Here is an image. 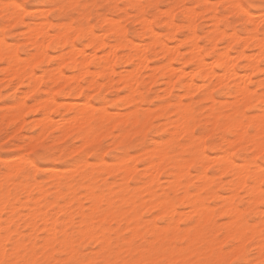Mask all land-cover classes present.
<instances>
[{"label": "rangeland", "instance_id": "obj_1", "mask_svg": "<svg viewBox=\"0 0 264 264\" xmlns=\"http://www.w3.org/2000/svg\"><path fill=\"white\" fill-rule=\"evenodd\" d=\"M5 2L6 0H0V4H3ZM30 2L32 4H35L37 0H30ZM61 2L69 3V4L88 5V7L87 8L82 7L79 10H77L75 14H72L71 19H67L65 17L53 18L51 23L54 26L55 32H58V33H56L57 36L55 34L53 36L51 35L52 37L51 36L47 37V38H50L49 41L47 39V52H48L47 54H48V57H49V54L51 57L47 58L45 56L42 59L34 60L35 62L33 63V65L30 62H28L31 65L28 64L26 68L28 70L30 69L29 67H32L33 71L35 72V75L36 74L38 76L40 75L42 79L41 81H40V77H38L37 75L36 77L34 75V78L36 77V79L37 78L39 79L37 80L33 79L34 84H33V80H31L28 85L25 83L26 81L25 77H23L22 80L21 79L19 80L18 78H15L14 76H12L10 72L9 74H7L6 72L8 71H5L6 68L5 69L3 68V66L7 63H5L6 61L0 57V76L4 77L6 74L7 76H10V75L12 76V77L5 76L4 78H0V105H1L0 106V145H2L5 140L9 139V137L5 135V132L6 130L9 129L10 126L12 127V129H14V131L12 132V135L17 137V139L14 142V147L10 149H4L2 146H0V165H2L5 162H9V161L13 162L10 169L7 171L2 166H0V177L2 176L0 178V200L2 198L0 202L4 204V207L6 206L4 209V212L2 213V217L5 218L6 214L10 213L8 212V211H11L10 204L16 206V207L14 206L15 209L13 210V213H12L13 216L17 215L16 218H12V223L10 226L12 232H15L17 234V238H26L30 246L33 243H35L36 247L39 248L40 245L45 244L47 233L45 232V230H43V222L40 220L38 215H36L34 220L31 219V216L29 215L31 210H33V208L35 207L34 200L36 199L35 198L31 199L33 198L32 196L38 197V195L40 194L41 196L39 197L40 199L37 198L38 202L40 203L39 204L40 209L45 210L46 213L50 217L53 216L52 218H54V216L57 213L54 219L57 220L58 226H57L54 237L59 236L60 241L58 242L55 239H53L52 244H56L62 250H63L65 241H67L68 245H71L73 243L80 244L81 241L83 242V244L87 245L88 241L93 239L92 235H95V234H91V235L84 234V236H82L84 233L82 231L83 229L82 219L83 220L88 219V214L90 213L89 209L91 207V200L90 198L88 199L89 197L88 194L91 192L90 190H92V192L94 191V193L96 192V194L97 192L99 193L100 191H102L101 192L102 194L100 193L99 194L100 196L104 195L102 197L103 199L102 202L103 201L104 202L101 203L100 210L96 211L93 217H94V220H96L95 223H99L98 226H100V228L97 227L96 230L100 231V229H102L103 238H107V237L108 238L106 239L107 240L106 241L105 239L104 240L101 239V237H99L98 235H95V236L105 241V244H106L105 246L108 245L109 240L112 241V247L115 250L109 252V256H111L113 259H119V260H124L126 258L131 259L132 252L139 253L137 255L138 257L137 259L144 258L143 248L137 247V248L129 249L127 247V241L124 239L125 236H127L128 241L136 240L138 245L147 247L149 249H152L154 252L158 253L156 257L158 259L169 260L172 258H176L181 261H184L188 259L200 260L202 258H209L213 250H218L219 247L225 244L229 239L237 238L235 237L233 232L230 233L231 227L233 228L235 225L239 226L240 228H244L243 235L241 236L243 240L249 239V240L255 241L254 247L256 248V256L254 257V259H258L259 258V249H258L259 247H257L258 244L256 243L261 240L260 232H261V228L264 227V224H262L260 220L262 213L258 210L260 207L259 192H258V198H256V200L253 197V199L255 200L253 201L255 203H253L251 201L253 199H250V200L248 199V197L250 198L251 196L252 198L253 196L249 193L250 189L244 190L245 184H243V186L235 185L237 187L235 188V190L238 192L234 190V187H235L234 186V183H235L234 174H236V171L244 162H243L242 156L240 155L233 157V152H236L239 147L237 142L232 141V140H227L225 139V136L227 135V129L232 125L234 121L240 122L241 118H242V121L245 118H248L247 120L249 122H253V121L255 122V119L258 117L256 115H259V114L261 115L260 98L263 97L264 99V79H263L264 70L260 72L252 70L253 72L250 73L251 72L250 69L246 68L245 66L246 59L242 57L238 58L237 56L238 51L240 52L243 50L245 53H248V54L252 53V57L250 56V59L256 58L254 57L255 56L254 54H256L257 49L253 46V42L251 40H249L246 43L245 42L243 43V40L245 39L244 36L246 37L247 36L246 34L250 35L249 30L245 26H243L239 21H234L232 23L226 22V17L220 15L221 13L225 12V9L223 7H221L220 9H217L215 7V5H227L229 4V2L231 3L232 0H215V1L214 0H61ZM101 5H108L109 7H100ZM186 5L187 6L189 5L188 6L189 9L190 10L192 9L191 11H193V13L186 9L188 8L186 7ZM198 5L200 6L199 8H197ZM184 9H185L186 15L188 13L191 14L189 16H192V14H194L195 11L197 13H195L194 16L191 17L192 19L191 18L188 19L189 18L187 17L188 15L186 16L183 13ZM254 14L258 15L259 13H254ZM142 16L143 18L139 19ZM170 16H172V21L175 22L176 28L175 26L173 27L171 25L167 26L168 20H170L171 18ZM214 16L215 17L217 16V17L215 18ZM114 19L115 20L117 19V22L116 21L113 22ZM107 20H109L108 23L110 22V20L113 23H118V21L120 23H123L122 24L124 28V30L122 29L123 32L114 31V33H112L113 32L112 30H118V27L120 26H118L117 29L116 28L113 29V25L111 26V24L113 23L110 22L109 23L110 26H109V24H107ZM143 20L149 21L148 23L150 24L149 26L151 29L149 28V26H146V27L144 26L145 22ZM190 20L191 21L194 20L192 21V24H195V25H192ZM213 20L214 22H212ZM73 21H75L76 30L77 28H80L77 26H80L82 22L87 23V26L89 27H87L86 29L92 28L91 30H93V33H95L94 35L96 36V38L102 39L101 41L104 42V45H100L97 48L98 45L96 46V44L88 45L87 40L85 42L84 40H78L76 38L78 35H87L90 29L89 31L85 29L86 31L84 30L83 32H79V29L77 31L75 30L74 32L70 29L67 30L69 32V36L72 32L71 34L72 37L70 38V40L71 42H73L72 45H75L77 47V48L73 47L74 52L77 53L80 51L81 53V47H82L84 52L89 56V58L86 57L89 60L92 59V57L90 58V55L93 54L92 51L94 49H95L94 53H96L98 56V54L102 53V51L106 49L109 50L111 46L113 48V46H115L113 45L114 43L120 44V46L119 45H116L117 47L115 46L116 49L113 48L118 54V57L122 56V59L117 58L116 60H114L112 64L114 67V70H117V71H114V74L112 73L113 75L110 74L111 75L110 78H113L112 79L113 82L112 80L109 79L108 73L107 71H105V69H102L99 67L95 68L93 67V65H91V63H89L90 66L88 69H91L90 71H92L93 69H96V70L100 69L98 70L99 73L93 70L94 74L95 75L97 74V76L93 74V71L91 73L92 75L95 76L94 79L98 80L97 85L99 86V84L101 83L100 86L99 87H97V85L91 86V84H89L90 83L89 81L93 80L92 79L93 76H91L89 73H86V74L84 73L83 75L81 74L82 75L81 76L79 75L80 72L78 71V68L71 67V60L69 59V56H67L69 54L67 51L68 50L69 52L70 50L73 51L72 47L70 45L61 46V44L59 43L60 42L59 33L61 32L60 29L62 25H64L65 23L68 24L70 22H71L70 24H72ZM139 21L140 22L142 21V22L140 23ZM222 21H225V22L222 23ZM190 24L191 26H194V29H192V31L193 30L195 31L194 33L195 36H193V39L183 38L186 36H188L187 38L190 37L189 35L190 33H192L191 28H193V27H190ZM214 24L215 26L218 25V27L215 28V26H213ZM117 25H119V23ZM122 25H121V28H122ZM114 26L116 27L115 24ZM142 26H144L145 28H142ZM111 27H112V30L110 29ZM108 28L111 31H109ZM22 30L20 32L10 35L7 38L8 43H6L7 44L6 46L7 48L8 47L10 48V46L12 47L14 44L16 48L14 46L13 47L15 49L20 48L21 51L19 52L16 51V52L19 55V57L22 58L23 60L24 58L25 59L27 57L29 58L30 56L28 55H30L31 52L34 50H33L32 43H29V42H32V40H30V37L32 35L25 36L24 33L27 30L25 29H22ZM65 30H66V27H65ZM65 30H63L62 32H64ZM122 30L119 29L118 31H122ZM150 30H152L153 32L156 31V33H158L157 38L162 39L165 43L168 44V46H171L174 48L177 45L176 47L178 49L177 48L176 49L178 50V54H176L175 56L171 58L168 57L169 56L168 54H163L161 52V49H160L161 45H159L160 44L159 42L154 43L153 41L152 42L153 44L151 43V40L154 39V38L151 39V37H154V34L151 35V33L153 32L152 31L150 32ZM221 30H224V32ZM220 31H221V35H220ZM225 31H227V33L230 35H231L230 32L234 31L235 34H233L232 32V35L239 34V36L240 35L241 36L244 35V36L242 37L240 36L239 37L240 39L235 40V41L233 40V42L231 39H229V41H226L228 40V38H230L228 37L230 35L227 36ZM255 34L256 33H254L253 35ZM98 35H100L99 38H98ZM256 36L258 37L259 34L257 33ZM33 37H31V39ZM258 38H260V36ZM130 39L132 42L133 41L134 42L132 43ZM147 42L148 44L145 45L146 47L144 49V44H146ZM193 42H197V45H200L199 53L202 54L201 56H203L204 60L207 61V63H211L212 61L214 62V58L216 57V55L225 51V48L227 47V52H229L230 54L229 60L231 59L230 63L231 64L233 63V66L235 67L238 74L240 73L241 75L242 73H244L241 79L244 78L245 75L246 76L248 75L245 71L247 70L249 71L250 77L249 76L247 77L249 80L245 77L244 79H242V81L240 80V85H239V87L240 86L242 87L243 82L247 83L246 85L248 86V88L249 89L251 88L253 90L251 91L250 89L251 93L249 94V97H247L246 100H243V99L242 100L240 99L238 101L237 99L233 100L234 97L238 96L240 98V96L236 92L237 89L233 87V81L231 78L226 79L227 81L222 82L219 85H217L218 82L214 80L216 77H217V80L220 78L219 74L221 70L217 66H215V63L213 62H212L213 65L209 64L208 66L212 67L215 70L216 74L219 73L218 74L219 76L216 75L210 79H208V77L204 79H200L202 77L198 75L197 71L192 69L193 66L195 67L193 62L191 60L187 61L186 59L188 54H189L188 57L190 58L191 53L189 52L191 51L189 50V47L193 48V46H191L192 45L191 43ZM134 43L136 45L138 43L139 46L143 44L142 47L141 46L140 47L138 46V47L140 49L141 48L144 49L145 51V55L147 57V60H145L146 65H144V63L142 62L143 63L142 66H137L138 65L137 62L136 63L134 62L135 63L134 64V63H129V62L124 61L125 54H127L128 52H132L131 45H134ZM108 44H111L110 48ZM242 44H244V46ZM94 46L96 48H94ZM240 48L242 49L239 50ZM77 49L79 51H77ZM187 49L189 52L187 51ZM74 52H73L74 58L81 59L82 54L78 53L77 55L76 53L74 54ZM89 52L90 54H88ZM85 53L83 55H86ZM103 53H106V52H103ZM51 54H53V56ZM56 54L58 55V57ZM63 54H67L66 56L68 58H66L65 55L62 56ZM102 55L103 54H100L99 57H102ZM61 57L63 58L65 57L66 60L64 61V59L63 58L61 59ZM235 57L238 59H234ZM169 59H170V63L172 64V67L173 66L176 67L174 68L175 70H178L180 69L178 67H181L182 71H185L186 73L184 72H183L184 74L177 73V76L175 78V75H176L175 74L176 71H175L174 72L175 75L170 77V80L172 79L173 84L170 87V89L167 90L166 88H169L168 86H170L171 83L170 81H167L168 84L170 83L168 85L167 82H165L167 78L169 80V77H167V75L164 74V71H165L164 68L168 64V63L166 64V61ZM182 59L184 63L182 62ZM256 59L259 65L261 63H264V59H262V57L256 58ZM58 60H60V62H62L61 60H63L62 64ZM185 60L187 62H185ZM30 61L32 62V60ZM59 63L61 64L60 66H59ZM155 67H157V69L153 70L155 69ZM59 68L61 70H59ZM134 68L136 69L135 71H138V72L140 71V72L139 73L137 72L136 74H134L135 72L132 73L130 70H128V69H131V70L133 69L134 71ZM56 69L57 71L58 70L61 71V73H63L62 74L63 76L65 74L68 75L67 77L69 78L71 77V75L73 76V74L75 73L76 77L79 78L78 82L76 80L74 81V77L73 78L71 77L72 78L71 81L70 79L67 80L66 77H63L61 78V80L63 79V81H61L60 79L57 78L58 76H57ZM152 70L155 72L154 73L155 78L153 76L152 77L149 76L150 73L152 74ZM189 70H191V72ZM100 71L101 72L104 71V72L100 73ZM127 71L132 73L131 76L133 75L134 77L135 75V79L137 80L138 87H139V91L137 90L138 92L134 93L131 97V98L135 97L136 99L134 98V100L133 99L130 100L128 98V95H129V90L127 91L128 88L124 86L121 80H118V78L123 74L125 75L126 74L125 72ZM188 71L192 74L191 75L192 77L189 76L190 73L188 74L187 73ZM52 73L54 74V76L52 75ZM52 76H53L54 81L50 80V78L52 79ZM237 78L238 77H236V79ZM87 79H90L88 80L89 83L86 81ZM186 79L187 80L190 79L194 82V84L192 85L193 87L195 85V87L193 88L191 86L192 81L189 80V88L190 87L191 88L190 90H188L189 94L187 95L185 93H187L188 91L185 90L184 92L183 91L184 88L182 86L184 84L183 82L186 81ZM108 81L111 82V84L108 83ZM18 82L20 83L18 84ZM186 82L188 83V81ZM204 82L205 84L203 85ZM215 82L217 83L216 85L211 84ZM13 83L15 85L18 84L17 87ZM79 83L81 84L79 85L81 86V91L79 90L80 92H78L76 88V86ZM197 83H199L198 84L199 86L197 85ZM32 84L36 88L35 87L33 88ZM35 84L36 85L39 84V85L36 86ZM201 84L203 87L200 86ZM74 85H75V88H74ZM104 85H106V87ZM31 89L33 90L31 91ZM47 89L48 91L46 92ZM191 89H192V93H191ZM140 90H142L141 91L142 93L140 92ZM50 91L52 92L50 93ZM47 93H48V96H47ZM81 93H83V95ZM90 93L91 95L88 97ZM119 95H121L123 98H121V96ZM126 95L129 101L131 102L128 101V99L126 98ZM138 95L141 97H139ZM46 96L47 98H50V97L53 98L57 102H55L54 104L55 111L52 113V122H54V124H51L50 122L47 126H45L46 128L44 129V127H42L43 122H44V120H42L44 118V115H43L44 112L41 109L39 110L40 108L39 103H42L41 101H43ZM178 96L179 97L181 96L180 97L181 99ZM20 99L23 100L24 106L19 109L17 104L22 102ZM121 99H122V102H121ZM179 99L181 101H179ZM212 99L213 101H211ZM19 100L20 102L16 104L15 102ZM74 100L76 103H74ZM124 100L126 101V105L124 104L125 102H123ZM230 100L235 101L237 103L235 104V102H231ZM36 101H40V102L35 103V104H38L37 106L35 105V109L34 108L32 109L31 106H30L31 108L27 106V104L29 105L30 103L32 104V102H36ZM127 101L129 102L128 104H127ZM178 101L181 102V104L182 103L184 104L186 102L184 106L188 105L189 108L186 106L185 107L191 110V113L188 112L190 114L188 116V121H187L190 130L188 129L185 132L183 131L182 132L183 134H182L181 130L179 129L177 131L178 134L174 133L175 136H172L173 134L168 133V131H170L171 133V130H172V127L168 124V120L169 118L175 119V116L177 117L178 111L176 108L177 106L176 103ZM66 102L67 104H65ZM82 102H86L87 104L86 103L83 104ZM88 102H90L91 105L96 107L94 108L92 106L94 108L93 109L94 117L91 121V124L93 125L94 135H92V139L90 137L91 141H84V140H81V138L78 136V133L76 132V129L74 126H71L69 128L67 127L66 124L69 123L67 120H70L71 118L70 116L75 113L76 109L81 108L80 104L82 103L81 104L82 106L85 104L88 106ZM12 103L16 104V106L13 105ZM10 104H12V106ZM74 104H77L78 106L76 105V107L80 106V108H76ZM19 105L21 107V104ZM162 105L165 107L164 108L165 110L162 109L163 108ZM7 106L10 108H8ZM25 106H27V110L24 109ZM33 107H34V104H33ZM208 107L211 109H209ZM103 108L106 109L105 112H107L108 114L109 113L113 115L118 114L115 116L116 117L118 116L123 119L124 117L129 118L128 112H131V110L133 111L134 109H137L138 111L137 121L135 122L133 121L132 118H129L128 121L121 127H116V128L111 127L109 129L110 125H106V123L105 124L103 123V125H100L98 121L99 116H101L103 113L102 111H104ZM24 110L25 112H23L22 114L21 112ZM9 111L13 112L12 113L13 115ZM99 112L100 113L102 112V113L99 114ZM210 113L212 114L210 115ZM213 113L218 114V117L216 120L215 118L213 119L214 117ZM124 114L126 115L124 116ZM244 114H247V117H245ZM15 115L16 116L18 115L17 117L19 118L14 117ZM39 116H41L40 119L43 117L40 120L41 122L43 121L42 124L37 122L39 121L37 120V118L39 119ZM65 116L67 117V119ZM20 117L24 119L22 120ZM61 121L65 122V123L63 122L64 125L60 123ZM227 121L228 123L224 127L225 125L224 123H226ZM55 123L56 124L60 123V125L58 124L57 126ZM213 123H214V126H213ZM167 124L168 126H166ZM59 128L60 130H58ZM65 128H67L66 129L67 132L65 131ZM192 129H196V133L198 134H193ZM95 130H96V133H95ZM39 131H40V134H37V132ZM41 131H43L44 133ZM33 136H35V138ZM43 137H48L50 139L51 151L54 154L53 159L45 161L42 164L43 167H46L47 169H49V172L47 174L41 173L39 175L36 173L24 172L21 175L17 176L16 173L24 169L25 165L22 160H20V162L17 160L19 162V163L17 162V164H19L18 166L14 162H16V159H18V157H23L24 155H26L25 149L28 148V145L31 142H33L34 139L43 138ZM114 141H115V144H114ZM230 143L231 145L229 146ZM202 146H203V149L201 148ZM253 147H258V145L254 144ZM162 148L166 150V152L163 151ZM228 151L229 152L231 151L230 155L232 156V162L234 161L233 162L234 167L232 169H226L223 171L222 166L225 161L224 154H226L227 152L226 155H228L229 153ZM157 152H162V153L164 152V160H162L160 163L162 164V166L159 165L157 167L158 170L156 169L157 170L156 174L154 172L155 179L151 187L152 191L150 192L148 190L149 187L147 186V182H146L148 180V176H147L149 175L148 172H150V169H149L150 164L148 161H151V162L154 161V163H157L158 162L156 160V158H158ZM165 153H167V155ZM205 155L209 161L206 159ZM213 155H215L214 158H213ZM218 155L220 156L222 155V156L220 157ZM126 156L129 157V158L127 157L128 160L126 159L127 160L126 163L129 164V167H132L129 170L131 172V173L129 172L131 176L128 172H126L128 174L129 179L127 178V174L125 173V171H122L124 169L123 168L121 169V163L119 162L121 159L126 158ZM190 157L192 158V160ZM133 159H136V160L133 161ZM213 159H215L216 161H212ZM116 161H118V163L120 164H117ZM210 161L212 162L208 163ZM131 162H133V164H131ZM147 163L149 165H147ZM176 163H180L181 166H183V163H184L183 169L185 170L184 172L182 171L181 178L178 180L180 185L172 193V191L170 190V187L168 186H170V183L173 180V176L171 173L175 171L173 167H174V164ZM202 163L203 164L206 163L208 166L206 164L203 165ZM14 165H16L15 169L19 167L17 168L18 169L17 172H15V169L13 167ZM116 166L118 167V169ZM186 166L188 169L186 168ZM204 166H207V167L205 168ZM52 167H54V169ZM108 167H110L109 171H107ZM111 167H114V169ZM133 167L134 168L136 167V168L133 169ZM159 167H162V168L160 169ZM202 167L205 168V172L207 176L206 181L207 179L208 181L211 179V181L209 182L207 181L208 182L207 189L200 187V184L203 183L202 181L204 180L203 178H201V176H203V173H205L204 170H202L203 169ZM54 170H56V172L59 173V175L55 173ZM72 170H73V173H72ZM10 171L11 172L14 171V172L11 173ZM219 171L223 173L221 174V172ZM123 172L126 174V176L124 175ZM200 172L202 175L200 174ZM5 173H7V175ZM183 173L185 174L183 175ZM124 176L128 180L126 178L124 179ZM142 182L144 183V185H142ZM145 182H146V187H145ZM36 185L37 186L39 185L41 187L39 186L37 187ZM55 185L57 186L56 189H55ZM42 186H43V189H42ZM184 188H187L188 192L192 193L189 196V198L190 197L191 198L193 197L192 199L199 198L205 204H207L212 210V214L210 215L209 220L203 222L200 226H197V222H195V219H194V217L196 218V215L194 214V212L191 211L192 209L190 210L192 204H189L184 199L183 200L185 202L180 198L179 199L181 201L178 199V197L182 198ZM25 190L27 191V193L25 192ZM110 192L112 193L110 194ZM152 192H154L158 197H161V198L165 196L170 197V198L168 197V199L170 203L172 204V207L174 206L173 208H175V213H176L174 214L172 221L167 222V220L163 216L164 214L162 213V211L158 207L154 206L155 205L154 203L152 204V202H150L149 199H150V196L152 195L151 194ZM232 192L235 193L236 195L232 194ZM230 195L233 199L230 198ZM226 197L230 198L231 202L235 206H238V209H237V211H239L238 218H237L238 220L234 222V225L233 224L229 225V222L231 221V219L223 212V205L225 203V200L227 199ZM50 201H52L53 203ZM67 201H69L70 203H68ZM49 203L50 204L52 203V204L49 205ZM132 203H133V206L131 205ZM141 204L142 205L144 204V205L142 206ZM56 209H58L59 211L61 210V211L59 212ZM109 209L116 211V214L117 213L118 214L115 216H110L108 214ZM178 210H180V213ZM67 211L71 214H69ZM119 211L121 214L119 213ZM181 212L183 213V215L185 214L186 215L183 216ZM177 214H179L180 216L178 218L179 220L176 218L178 216ZM70 215L72 218H70ZM152 215H154L155 218ZM68 216L70 218L69 219L70 221L68 220ZM99 217H100V222H98ZM157 217H162L163 219H158ZM65 218L67 220H65ZM133 219H137L139 223V232L137 233H133L130 229L133 224ZM174 219H177L176 222H174ZM27 221H30V222H27ZM33 221L35 223L31 224ZM152 222L153 224L155 223L154 228L155 229L160 228L161 231L156 230L155 233L148 232V230L153 227V224H151ZM251 222H254V224H252ZM170 223L171 224L173 223L174 225L173 224L171 225ZM28 224H30V226ZM168 224L171 225V227ZM63 225L65 226V228H63L64 227ZM40 226H42V228ZM164 226H167V227H164ZM15 228L17 229V231ZM185 232H188L187 235H184ZM244 236H248L249 238L248 237L246 238ZM239 239L240 238H237V240ZM181 241H186V244L184 245L183 248L181 247L177 248V245H179ZM45 247L50 248L51 251L57 250L56 248H53L51 244ZM193 250H195V255L193 253ZM41 251H43L42 248H41ZM85 254L88 256H93V257L95 255L91 251V247L87 250L86 253H82V256ZM31 258L35 259L36 257L33 256Z\"/></svg>", "mask_w": 264, "mask_h": 264}, {"label": "bare ground", "instance_id": "obj_2", "mask_svg": "<svg viewBox=\"0 0 264 264\" xmlns=\"http://www.w3.org/2000/svg\"><path fill=\"white\" fill-rule=\"evenodd\" d=\"M215 1V0H214ZM184 2V1H183ZM230 3V2H229ZM189 6V5H188ZM187 5H186V7H188ZM194 6V5H193ZM210 6V5H209ZM167 8V7H166ZM193 8V7H192ZM140 9V8H139ZM165 9V8H164ZM163 9V10H164ZM187 10H189L190 12H192L193 13V11H191L190 9H189V7L188 8H186ZM169 10H171V9H169ZM186 10V11H187ZM166 11V10H165ZM173 12V11H172ZM188 12V11H187ZM215 12V11H214ZM169 13V12H168ZM185 15H186V13H185V9H184V12H183ZM182 13V14H183ZM195 13H197L196 11L194 12V14ZM129 14V13H128ZM127 14V15H128ZM172 14V13H171ZM194 14H192V16H194ZM173 15V14H172ZM188 15V16H187ZM186 16L187 17H189L188 19H190L192 16H189V15H191L190 13H188ZM254 15H257V14H254ZM219 16V15H218ZM107 17V16H106ZM145 17V16H144ZM171 18H170V20H168V25L167 26H169V25H171V26H175L176 24H175V22L174 21H172V16H170ZM215 17V16H214ZM217 17V16H216ZM215 17V18H216ZM220 17V16H219ZM218 17V18H219ZM143 18V16L141 17V18H139V19H142ZM88 19V18H87ZM144 19H146V18H144ZM167 19V18H166ZM192 19V18H191ZM108 21L109 20H107V24H109L110 22H112L111 20H110V22L108 23ZM117 22V19L115 20L114 19V21L113 22ZM144 21V20H143ZM149 21H150V19H149ZM149 21H144L145 22V27L146 26H149L150 24L148 23ZM192 21H194V20H192ZM192 21L190 20V22H191V24H192ZM105 22V21H104ZM112 22V23H113ZM135 22V21H134ZM140 22V21H139ZM142 22V21H141ZM140 22V23H141ZM212 22H214V20L212 21ZM211 22V23H212ZM71 23V22H70ZM70 23H68V24H70ZM106 23V22H105ZM104 23V24H105ZM119 23V25H117ZM118 23H113V24H111V26L113 25V29L114 28H116L117 29V27L118 26H120V27H118V30L119 29H123L124 30V28H123V23H120L119 21H118ZM209 23V22H208ZM114 24L116 25V27L114 26ZM122 25V28H121V25ZM189 24V23H188ZM191 24H190V27H193V28H191V31H192V29H194V26H191ZM217 24V23H216ZM220 24V23H219ZM91 25V24H90ZM192 25H195V24H192ZM109 26H110V24H109ZM144 26H142V28H145ZM166 26V25H165ZM213 26H215V24L213 25ZM77 27H79V26H77ZM87 27H89V26H87ZM189 27V28H190ZM216 27H218V25L217 26H215V28ZM58 28H59V26H58ZM149 28H150V26H149ZM175 28H176V26H175ZM177 28H178V26H177ZM79 29V32H81L80 31V28H77V30ZM90 29V28H89ZM89 29H86V30H88L89 31ZM92 29V28H91ZM90 29V31L88 32V34L87 35H85L86 37H87V44L88 45H94V44H96V46H97V48L100 46V45H104V42L103 41H101L102 39H97L96 38V36L94 35L95 33H93V30H91ZM109 29V28H108ZM111 30H112V27L110 28ZM109 29V31H111ZM151 29V28H150ZM174 29V28H173ZM218 29V28H217ZM26 30V29H25ZM64 30H65V27H64ZM67 30H69L67 27H66V30L64 31V32H60L59 33V35H60V44H61V46H65V45H70L71 47H72V50L73 51H71L70 50V52H69V50L67 51L68 53V55L67 54H63L62 56H69V59L71 60V67L72 68H78V71L80 72V74L79 75H83L84 73L86 74V73H89L91 76H93V80L91 81L90 79H87L86 81L88 82V80H90L88 83L89 84H91V86L92 85H97V82H98V80H96V79H94V77L95 76H97V74L95 75L94 74V71L93 70H95V72L97 71V73H99V71L98 70H100V69H98V70H96V69H93L92 71H93V74L95 75H92L91 73H92V71H90L91 69H88L89 68V66H90V64L89 63H91V65H93V67H95V68H97V67H99V68H102V69H105V71H107V73H108V76H109V79L110 80H112L113 78H110L111 77V75L110 74H114V71H117V70H114V67H113V62H114V60H116L117 58H121L122 59V56L121 57H118V54L116 53V51L113 49V48H115L116 49V45H119L120 46V44L118 43H111V44H113V45H115V46H113V48H112V46H111V48H110V45L111 44H108L109 45V50H104V51H102V53H99L98 54V56H97V54L96 53H94L95 52V49L92 51L91 49V51H92V53L93 54H91L90 55V58L92 57V59H87L86 57H88L89 58V56L84 52V50H83V48L81 47V53H80V49L78 50L77 49V51H79V52H74V49H73V47H76L75 45H72L73 44V42H71V40H70V38L72 37V32H71V34H70V36H69V32L67 31ZM76 30V29H75ZM76 30V31H77ZM85 30V31H86ZM118 30H112L113 32L112 33H114V31L115 32H123V30L122 31H118ZM23 31V30H22ZM58 31V30H57ZM152 30H150V32H151ZM171 31V30H170ZM172 31H174V30H172ZM190 31V32H191ZM194 31V30H193ZM192 31V33H190V37L189 38H187L188 36H186V37H183V38H186V39H190V38H192L193 39V36H195L194 35V33H195V31L193 32ZM221 31H223L224 32V30H221ZM221 31H220V35H221ZM74 32V31H73ZM79 32H78V34H79ZM104 32V31H103ZM153 32V31H152ZM226 32V34H227V36L228 35H230V34H228L227 33V31H225ZM228 32H230V31H228ZM233 32V34H235L234 33V31H232ZM232 32H230L231 33V35L230 36H228V37H230V38H228V40H226V41H229V39H231L232 40V42H233V40L235 41V40H238V39H240L239 37L241 36H239V34L238 35H232ZM22 33V32H21ZM56 33H58V32H56ZM106 33V32H105ZM156 31L155 32H153V33H151V35H153L154 34V37H151V39H153V40H151V43L154 41V43L155 42H159L160 44L159 45H161V48H160V46H159V48L161 49V52L163 53V54H168L169 56L168 57H173V56H175L176 54H178V48L175 46L174 48L173 47H171V46H168V44L167 43H165L162 39H159V38H157L158 37V33H156L157 34V36H156ZM98 34V33H97ZM118 34V33H117ZM125 34V33H124ZM168 34V33H167ZM173 34H174V32H173ZM191 34H192V36H191ZM225 34V35H226ZM254 33H252V35H251V33H250V35L249 34H246L247 36L245 37L244 35H242V36H244V40H243V43L245 42H248L249 40H251L252 42H253V46L257 49V52H256V54H254L253 56L254 57H256V58H260V57H262L261 56V40H260V38H258L257 36H256V34L255 35H253ZM55 35V34H54ZM58 35V36H59ZM75 35V34H74ZM74 35H73V37H74ZM115 35V34H114ZM159 35H160V33H159ZM26 36V35H25ZM27 36H31V35H27ZM34 36V37H33ZM51 36V35H50ZM49 36V37H50ZM53 36V35H52ZM51 36V37H52ZM56 36H57V34H56ZM99 36L100 35H98V38H99ZM226 36V37H227ZM241 36V37H242ZM31 37H33L32 39H31ZM30 37V40H32V42H29V43H32V45H33V50L34 51H32L31 52V54L30 55H28V56H30L29 58L27 57L24 61L22 60V58H20L19 57V55L17 54V52H16V47L14 46V44H13V46L15 47H11L10 46V48L8 47L7 48V44H0V57L2 58V59H4L6 62L5 63H7V64H5L4 66H3V68L5 69L6 68V70L5 71H8V72H6L7 74H9V72H10V74L12 75V76H14L15 78H18L19 80L21 79L22 80V78L23 77H25L26 78V81H25V83L26 84H28L29 85V83H30V81L31 80H37V79H39V78H37L36 79V77L38 76L37 74V76L35 75V72L33 71V69H32V67H29L30 69H26L27 68V65L28 64H32L33 65V63L35 62L34 60H39V59H42V58H44L45 56L47 57V58H49V57H51L50 56V54H49V57H48V52H47V39H48V41H49V39L50 38H47V39H42V40H40V41H37L36 40V37H35V35H32ZM102 37V36H101ZM197 38V37H196ZM214 38V37H213ZM216 38H217V36H216ZM34 39V40H33ZM73 39V38H72ZM185 39V40H186ZM130 41H131V39H130ZM148 41V40H147ZM193 41V40H192ZM196 41V40H195ZM216 41V40H215ZM117 42H119V41H117ZM123 42V41H122ZM132 42V41H131ZM134 42V41H133ZM132 42V43H133ZM144 42V41H143ZM150 42V41H149ZM180 42V41H179ZM231 42V43H232ZM238 42V41H237ZM8 43V42H7ZM15 43V42H14ZM19 43V42H18ZM18 43H16V44H18ZM177 43V42H176ZM227 43H229V42H227ZM231 43H230V45H231ZM15 44V45H16ZM59 44V45H60ZM140 44V43H139ZM148 44V42L146 43V44H144V49H145V45H147ZM153 44V43H152ZM192 45L191 46H193V48H192V50H191V48L189 47V50L191 51V52H189L188 51V49H187V51L189 52V53H191L190 54V58L188 57L189 56V54H188V56H187V61L188 60H191L192 62H193V64L195 65V67L193 66L192 67V69H194L195 71H197V73H198V75L199 76H201L202 78H200V79H204V78H207L208 77V79H210V78H212V77H214V76H216V75H218V74H216V72H215V70L212 68V67H210V66H208L209 64L211 65H213V63H215V66H217L221 71H220V78L217 80V77L215 78V80L214 81H216V82H218V84L215 82V83H211V84H217V85H219L220 83H222V82H225V81H227L226 79H229V78H231L232 79V81H233V87H235V89H237V94L240 96V98L238 97V96H236V97H234V99L233 100H235V99H237V101L238 100H246L247 99V97H249V94L251 93V91H253L251 88V91H250V89L248 88V86L246 85L247 83H244L243 82V85H242V87L240 86L239 87V85H240V80L242 81V79H244L245 77L247 78L248 76L250 77V73H252L253 71L252 70H254V71H262V70H264V69H260V67H259V63L257 62V59L256 58H252V59H250V56L252 57V53H250V54H248V53H245L243 50L242 51H238V55H237V53H236V55L238 56V58H240V57H242V58H244V59H246V68H248V69H250V73H249V71L247 72V71H245L248 75L246 76L245 75V77L244 78H242L241 79V77H242V75H244V73H242L241 75H240V73L238 74V72L236 71V69H235V67L233 66V63L231 64L230 63V60H229V56H230V54H229V52H227V47L225 48V51H223V52H221V53H219V54H217L216 52V57L214 58V62L212 63H207V61H205L204 60V58H203V56H201L202 54H200L199 53V48H200V45H197V42H193V43H191ZM12 45V44H11ZM85 45V44H84ZM131 45V44H130ZM241 45V44H240ZM243 46H244V44H242ZM49 46V45H48ZM132 46V52H128L127 54H125V59H124V61H126V62H129V63H136L137 62V66H142V64L144 63V65H146V61L145 60H147V57H146V55H145V51H144V49H140L139 47L141 46H143V44L142 45H138V43H137V45L134 43V45H131ZM139 46V47H138ZM213 46V45H212ZM227 46V45H226ZM228 46H229V44H228ZM70 47V48H71ZM241 47V46H240ZM69 48V49H70ZM77 48V47H76ZM75 48V49H76ZM94 48H96L95 46H94ZM177 48V49H176ZM243 48V47H242ZM242 48H240L239 50H241ZM67 49V48H66ZM93 49V48H92ZM129 49H131V48H129ZM83 50V51H82ZM222 50V49H221ZM76 51V50H75ZM89 51V50H88ZM129 51V50H128ZM183 51V50H182ZM73 52H74V54L76 53L77 55H78V53H80V54H82L81 55V59L79 60V59H77V58H74V55H73ZM103 52H106V53H103ZM60 53V52H59ZM65 53V52H64ZM86 54V55H83V54ZM154 53V52H153ZM88 54H90V52L88 53ZM100 54H103L102 55V57H99L100 56ZM123 54V55H124ZM248 54V55H247ZM52 56H53V54H51ZM57 55V54H56ZM60 55V54H59ZM119 55H120V53H119ZM233 55V54H232ZM235 55V54H234ZM61 56V55H60ZM60 56H59V58H60ZM66 56V58H68ZM85 56V57H84ZM236 56V57H237ZM22 57V56H21ZM25 57V56H24ZM55 57V56H54ZM53 57V58H54ZM57 57H58V55H57ZM83 57V58H82ZM182 57V56H181ZM234 57V56H233ZM234 58V59H238V58ZM63 57H61V59H62ZM231 58H232V56H231ZM64 59V61L66 60L65 59V57L63 58ZM30 60H32V62L30 61ZM213 60V59H212ZM26 61V62H25ZM59 62H60V60H58ZM58 61H57V63H58ZM62 62H63V60H61ZM145 61V62H144ZM168 61V62H167ZM166 61V67L164 68L165 69V71H164V74H166L167 75V77H169V80H168V78L166 79V81L165 82H167V81H170V83H171V85L170 86H168L169 88H166L167 90L168 89H170V87L172 86V84H173V82H172V79L170 80V77H172L173 75H175V78H176V76H177V73L179 74H182L183 72L184 73H186L185 71H182V69H181V67H178V68H180V69H178V70H175L174 68H176V67H172V64L170 63V59L169 60H167ZM179 61H180V59H179ZM186 60H185V62H187ZM234 61V60H233ZM28 62H30V63H28ZM62 62H60L61 64H62ZM67 62V61H66ZM143 62V63H142ZM182 62H183V59H182ZM209 62V61H208ZM235 62V61H234ZM47 63V62H46ZM59 63V66L61 65ZM134 63V64H135ZM184 63V62H183ZM30 64V65H31ZM141 64V65H140ZM7 65V66H6ZM56 65V64H55ZM158 65V64H157ZM157 65H155V66H157ZM152 66V65H151ZM244 66V65H243ZM56 67V66H55ZM150 67V66H149ZM164 67V66H163ZM159 68V67H158ZM196 68V69H195ZM57 69H58V67H57ZM57 69H56V71H57ZM157 69V67H155V69H153V70H156ZM190 69V68H189ZM59 70H61L60 68H59ZM57 71V78L58 79H60L61 80V78H63V77H66L67 78V80H69L70 79V81H71V79L74 77V81L76 80L77 82H78V77H76V75H75V73L73 74V76L71 75V77L69 78V77H67L68 75H62L63 73H61V71ZM128 70H130L132 73H134V74H136L138 71H135L136 69L134 68V71H133V69L131 70V69H128ZM152 70V74L150 73L149 74V76H153L154 78H155V72ZM162 70V69H161ZM184 70V69H183ZM54 71V70H53ZM176 71V73L174 74V72ZM190 72H191V70H189ZM187 72L188 74L190 73V72ZM55 72V71H54ZM79 72H77V73H79ZM104 72V71H103ZM103 72H101L100 71V73H103ZM128 72V73H127ZM127 72H125L126 74L124 75H121L119 78H118V80H121V82L124 84V86L126 87V88H128L127 89V91L129 90V95H128V98L130 99V100H134V98H131L132 97V95L134 94V93H136V92H138L139 91V87H138V83H137V80L135 79V75H134V77H133V75L131 76V74L132 73H130L129 71H127ZM140 72V71H139ZM138 72V73H139ZM151 72V71H150ZM192 72H193V70H192ZM5 73V72H4ZM76 73V74H77ZM130 73V74H129ZM148 73V72H147ZM183 73V74H184ZM196 73V74H197ZM245 73V74H246ZM7 74L5 75L6 77H10V76H7ZM40 74V73H39ZM56 74V73H55ZM112 74V75H113ZM154 74V75H153ZM34 75L36 76L35 78H34ZM52 75L54 76V74L52 73ZM78 75V76H79ZM81 75V76H82ZM144 75V74H143ZM162 75V74H161ZM192 74L190 73L189 74V76L190 77H192L191 76ZM4 76V75H3ZM4 76V77H5ZM11 76V77H12ZM51 76V75H50ZM53 76H52V79L50 78V80H53ZM56 76V75H55ZM119 76V75H118ZM188 76V77H189ZM4 77H1L0 76V78H4ZM38 77H40V75L38 76ZM80 77V76H79ZM151 77H150V79H151ZM236 77H238V78H240V79H236ZM264 77V76H263ZM57 78H56V80H57ZM153 79V78H152ZM248 79V78H247ZM264 79V78H263ZM17 80V79H16ZM34 80H33V84H34ZM42 79H41V77H40V81H41ZM64 80H65V78H64ZM66 80V81H67ZM96 80V81H95ZM115 80V79H114ZM190 80V79H189ZM189 80H187L186 79V81H188V83L186 82V81H184L183 83V88H184V92H185V90L186 91H188V90H190V88H189ZM213 80V79H212ZM249 80V79H248ZM39 81V80H38ZM39 81V82H40ZM54 81V80H53ZM61 81H63V79L61 80ZM85 81V80H84ZM190 81H192V80H190ZM244 81V80H243ZM35 82H37V81H35ZM65 82V81H64ZM99 82H101V81H99ZM107 82V81H106ZM112 82H113V80H112ZM118 82V81H117ZM186 82V83H185ZM193 82V81H192ZM191 82V86L194 84V82L192 83ZM206 82V81H205ZM205 82L203 83V85L205 84ZM213 82V81H212ZM6 83V82H5ZM15 83V82H14ZM13 83V84H14ZM20 82H18V84H19ZM108 83H110L111 84V82H109L108 81ZM121 83V84H122ZM169 83V84H170ZM259 83V82H258ZM257 83V84H258ZM262 83H263V81H262ZM17 84V85H18ZM32 84V85H33ZM74 84V83H73ZM75 84H76V82H75ZM87 84V83H86ZM101 84V83H100ZM100 84H99V86H100ZM106 84V83H105ZM150 84V83H149ZM167 84H168V82H167ZM168 84V85H169ZM180 84H181V82H180ZM199 83H197V85H198ZM242 84V83H241ZM15 85V84H14ZM17 85H15L16 87H17ZM36 85V84H35ZM39 85V84H38ZM38 85H36V86H38ZM54 85V84H53ZM79 85H81L80 83L76 86V88H77V91L78 92H80L81 91V86H79ZM48 86H49V84H48ZM62 86V85H61ZM98 85H97V87H99ZM105 87H106V85H104ZM110 86V85H109ZM116 86V85H115ZM121 86V85H120ZM149 86V85H148ZM167 86V85H166ZM199 86V85H198ZM200 86H202V84L200 85ZM257 86V85H256ZM260 86V85H259ZM31 87V86H30ZM29 87V88H30ZM35 86L33 85V88H34ZM96 87V88H97ZM112 87V86H111ZM193 87V86H192ZM194 87H195V85H194ZM193 87V88H194ZM203 87V86H202ZM232 87V88H233ZM26 88V87H25ZM28 88V89H29ZM36 88V87H35ZM74 88H75V85H74ZM90 88V87H89ZM161 88V87H160ZM164 88V87H163ZM198 88V87H197ZM42 89V88H41ZM46 89V88H45ZM44 89V90H45ZM98 89V88H97ZM165 89V90H166ZM19 90V89H18ZM33 89H31V91H32ZM50 90V89H49ZM80 90V91H79ZM118 90V89H117ZM138 90V91H137ZM164 90V91H165ZM212 90V89H211ZM48 91V89L46 90V92ZM76 91V90H75ZM94 91H96V90H94ZM104 91V90H103ZM142 90H140V92H141ZM208 91H210V90H208ZM23 92V91H22ZM52 91H50V93H51ZM67 92H68V90H67ZM69 92H70V90H69ZM139 92V93H140ZM64 93V92H63ZM62 93V94H63ZM87 93V92H86ZM89 93V92H88ZM92 93V92H91ZM91 93L88 95V97L91 95ZM126 93H128V92H126ZM142 93V92H141ZM191 93H192V89H191ZM194 93V92H193ZM209 93H211V92H209ZM25 94V93H24ZM77 94H79V93H77ZM76 94V95H77ZM138 94V93H137ZM181 94V93H180ZM186 95L187 94H189V91L187 92V93H185ZM95 95V94H94ZM140 95V94H139ZM138 95V96H139ZM183 95V94H182ZM207 95V94H206ZM24 96H26V95H24ZM47 96H48V93H47ZM47 96L45 97V99L43 100V101H41L42 103H39L40 101H36V102H32V104L30 103L29 105L27 104V106L28 107H32V109L34 108L35 109V105L37 106L38 104H35V103H39V106H40V108H39V110L41 109V110H43V115H44V118L42 119V120H44V122H43V126L42 125H40V126H42V127H44V129L46 128L45 126H47L50 122H51V124H54V122H52V113L55 111V107H54V104H55V102H57L56 100H54L53 98H51L50 96V98H47ZM52 96V95H51ZM119 96H121V95H119ZM125 96V95H124ZM208 96V95H207ZM212 96V95H211ZM259 96V95H258ZM261 96V95H260ZM88 97H86V98H88ZM139 97H141V96H139ZM179 97V96H178ZM181 97V96H180ZM179 97V98H180ZM210 97V96H209ZM21 98V97H20ZM22 98H23V96H22ZM47 98V99H46ZM115 98H117V97H115ZM119 98V97H118ZM121 98H123L122 96H121ZM126 98H127V95H126ZM127 98V99H128ZM213 98V97H212ZM260 98V97H259ZM93 99V98H92ZM129 99H128V101H129ZM136 99V98H135ZM138 99V98H137ZM181 99V98H180ZM179 99V101H181ZM20 100L22 101V102H20ZM19 101H17V102H15L16 104L17 103H19V104H21V107H20V105L19 104H17L18 105V108L20 109V108H22L24 105H23V100L22 99H20ZM39 100V99H38ZM85 100V99H84ZM221 100V99H220ZM226 100V99H225ZM88 101V100H87ZM127 101V104L129 103V102H131V101H129L128 102ZM177 102L176 103V108H177V117L175 116V119H171V118H169V120H168V124L172 127V130H171V133H170V131H168V133L169 134H173L172 136H175L174 135V133L175 134H178L177 133V131L180 129L181 130V133L184 131H187L188 129H189V126H188V116H189V114L191 113V110H189L188 108V105L186 106V107H188V108H186L185 106H184V104L186 103H182L181 104V102ZM211 101H213V99L211 100ZM231 101V100H230ZM259 101V100H258ZM262 101H264V99H263V97L262 98H260V103L262 102ZM63 102H65V101H63ZM121 102H122V99H121ZM123 102H125L124 104L126 105V101L124 100ZM175 102V101H174ZM188 102V101H187ZM231 102H235V101H231ZM25 103V102H24ZM62 103V102H61ZM69 103H71V102H69ZM73 103V102H72ZM74 103H76L75 102V100H74ZM83 104L84 103H86V102H82ZM81 103V104H82ZM237 102H235V104H236ZM259 103V102H258ZM13 104V103H12ZM12 104H10L11 106H12ZM16 104H13V105H15L16 106ZM33 104H34V107H33ZM59 104V103H58ZM65 104H67V102L65 103ZM64 104V105H65ZM80 104V103H79ZM80 104V106H81V108H80V106L79 107H76V105L77 104H74L75 105V107L76 108H80V109H76V111H75V113L74 114H72L70 117L72 118H70V120L72 121H70V120H67L69 123H67L66 125H67V127H71V126H74L75 127V129H76V132L78 133V136L81 138V140H84V141H91L90 140V137H91V139H92V135H94L93 134V125L91 124V121H92V119H93V117H94V115H93V109L94 108H96V107H94L93 105H91V103L90 102H88V106L85 104V105H81ZM7 105V104H6ZM69 105H71V104H69ZM136 105V104H135ZM1 106V105H0ZM3 106V105H2ZM27 106H25V110H27ZM68 106V105H67ZM67 106H65V107H67ZM78 106V105H77ZM85 106V107H84ZM94 108H93V107ZM137 106V105H136ZM160 106V105H159ZM163 106V105H162ZM161 106V107H162ZM166 106V105H165ZM185 107V108H183V107ZM5 107V106H4ZM8 107V106H7ZM30 107V108H31ZM82 107H84V108H82ZM100 107V106H99ZM135 107V106H134ZM146 107V106H145ZM205 107V106H204ZM212 107V106H211ZM251 107V106H250ZM8 108H10V107H8ZM16 108V107H15ZM136 108V107H135ZM165 107L163 106V110H165L164 109ZM209 108V107H208ZM243 108H244V106H243ZM252 108V107H251ZM257 108V107H256ZM102 109V108H101ZM104 109V111H102L101 113H102V115L101 116H99V124L100 125H103V123L105 124L106 123V125H110V127H109V129L111 128V127H121L122 125H124L127 121H128V119L129 118H132L133 119V121H137V114H138V111H137V109H134L133 111L131 110V112H128L129 114V118L128 117H124V119L123 118H120V117H116L115 115H118V114H115V115H113V114H111V113H107V112H105V108H103ZM191 109V108H190ZM209 109H211V108H209ZM5 110V109H4ZM25 110L24 111H22L21 113L23 114V112H25ZM139 110V109H138ZM160 110V109H159ZM187 110H189V111H187ZM32 111V110H31ZM57 111V110H56ZM100 111V110H99ZM108 111V110H107ZM110 111V110H109ZM128 111H130V110H128ZM149 111V110H148ZM172 111V110H171ZM173 111H174V109H173ZM244 111V110H243ZM9 112H11V111H9ZM29 112V111H28ZM34 112V111H33ZM160 112V111H159ZM188 112H190V113H188ZM236 112V111H235ZM13 112H11V114H12ZM20 113V114H21ZM100 112H99V114H101ZM123 113V112H122ZM122 113H120V114H122ZM125 113V112H124ZM148 113V112H147ZM218 113V112H217ZM14 114H15V112H14ZM19 114V113H18ZM111 114V115H110ZM119 114V115H120ZM155 114V113H154ZM209 114V113H208ZM212 113H210V115H211ZM214 115V117H213V119L215 118V120L217 119V117H218V114H216V113H213ZM253 114V113H252ZM13 115V114H12ZM126 114H124V116H125ZM149 115V114H148ZM260 115V114H259ZM259 115H256V116H258L256 119H255V125L257 126V128H259L260 127V116ZM18 116V115H17ZM16 115L14 116V117H16V118H19V117H17ZM22 116V115H21ZM42 116V115H41ZM41 116H39V119L37 118V120H39V121H37V120H35V121H37V122H39V123H41L42 124V122L40 121L41 119H40V117ZM69 116V115H68ZM73 116V117H72ZM122 116V115H121ZM191 116V115H190ZM254 116V115H253ZM7 117V116H6ZM66 117V116H65ZM98 117V116H97ZM192 117V116H191ZM9 118V117H8ZM22 120L24 119V118H22V117H20ZM174 118V117H173ZM250 118H252V117H250ZM249 118V119H250ZM59 119H61V118H59ZM64 119V118H63ZM66 119H67V117H66ZM69 119V118H68ZM248 119V118H247ZM13 120V119H12ZM54 120V119H53ZM65 120V119H64ZM211 120H212V118H211ZM214 120V121H215ZM230 120V119H229ZM238 120V119H237ZM240 120V119H239ZM4 121V120H3ZM9 121V120H8ZM59 121V120H58ZM66 121V120H65ZM104 121V122H103ZM132 121V122H133ZM214 121H212V122H214ZM223 121H225V120H223ZM240 121H242V118H241V120ZM36 122V123H37ZM64 122V121H63ZM63 122L61 121L60 123H62V125H64L63 124ZM71 122V123H70ZM143 122V121H142ZM141 122V123H142ZM233 122V121H232ZM236 122V125L239 127L240 126V123H239V121L237 122V121H235ZM60 123H58L59 125H60ZM65 123V122H64ZM227 123H228V121L226 122V123H224L225 125H224V127L227 125ZM23 124V123H22ZM56 124V123H55ZM58 124H56L57 126H58ZM168 124L166 125V126H168ZM212 124V123H211ZM35 125V124H34ZM55 125V126H56ZM65 125V126H66ZM164 125V124H163ZM51 126V125H50ZM64 126V127H65ZM142 126V125H141ZM213 126H214V123H213ZM41 127V128H42ZM106 127V126H105ZM40 128V129H41ZM192 128V127H191ZM213 128V127H212ZM44 129H43V131H44ZM52 129V128H51ZM66 129L67 128H65V131H66ZM74 129V130H75ZM211 129V128H210ZM42 130V129H41ZM50 130V129H49ZM56 130V129H55ZM54 130V131H55ZM58 130H60V128L58 129ZM190 130V129H189ZM43 131H41V132H43ZM46 131V130H45ZM47 131H48V129H47ZM64 131V130H63ZM36 132V131H35ZM67 132V131H66ZM44 133V132H43ZM42 133V134H43ZM64 133V132H63ZM95 133H96V130H95ZM103 133V132H102ZM180 133V134H181ZM37 134H40V131L39 132H37ZM71 134H72V132H71ZM124 134V133H123ZM183 134V133H182ZM36 135V134H35ZM97 135V134H96ZM114 135H115V133H114ZM242 135H243V132H242V130H241V137H242ZM43 136V135H42ZM61 136V135H60ZM65 136V135H64ZM177 136V135H176ZM29 137V136H28ZM34 138H35V136H33ZM40 137V136H39ZM112 137V136H111ZM169 137V136H168ZM178 137V136H177ZM202 137V136H201ZM205 137V136H204ZM33 138V139H34ZM63 138V137H62ZM171 138V137H170ZM169 138V139H170ZM240 138V137H239ZM238 138V139H239ZM35 140V139H34ZM168 140V139H167ZM207 140V139H206ZM224 140V139H223ZM33 141V140H32ZM83 141V142H84ZM225 141H227V140H225ZM224 141V142H225ZM25 142V141H24ZM229 142V141H228ZM108 143H109V141H108ZM114 144H115V141H114ZM20 145V144H19ZM202 145H204V144H202ZM231 145V143L229 144V146ZM29 146V145H28ZM238 146V145H237ZM254 146V145H253ZM160 147H162V146H160ZM206 147V146H205ZM76 148V147H75ZM200 148V147H199ZM202 149H203V146L201 147ZM74 149V148H73ZM130 149V148H129ZM148 149V148H147ZM158 149H159V147H158ZM163 149V148H162ZM232 150V149H231ZM163 151H165L166 152V150H164L163 149ZM203 151V150H202ZM229 152V151H228ZM231 152V151H230ZM230 152L228 153V155H226L227 154V152H226V154H224L225 155V161H224V163H223V166H222V169H223V171L224 170H226V169H232L233 167H234V165H233V162H232V156L230 155ZM140 153V152H139ZM166 155H167V153H165ZM23 155V154H22ZM136 155V154H135ZM19 156V155H18ZM157 156H158V158H156V160L158 161H156L157 163H154V161H148L149 162V164H150V166H149V169H150V172H148L149 173V175H147L148 176V180L146 181L147 182V186L149 187L148 188V190L151 192L152 190H151V187H152V185H153V181H154V179H155V174H156V172H157V170H158V166L160 165V166H162V164H160L161 163V161L162 160H164V152L162 153V152H157ZM214 156L215 155H213V158H214ZM218 156H220V155H218ZM218 156H216V157H218ZM222 156V155H221ZM220 156V157H221ZM127 157L128 156H126V158H123V159H121L119 162L121 163V169L123 168L124 170H122V171H125V173L126 172H130L129 170H130V168H132V167H129V164H127L126 162H127ZM192 157V156H191ZM190 157V158H191ZM205 157H206V155H205ZM215 157V158H216ZM13 158V157H12ZM18 158H20V157H18ZM129 158V157H128ZM204 158V157H203ZM125 159V160H124ZM127 159V160H126ZM187 159V158H186ZM206 159L208 160V158L206 157ZM217 159V158H216ZM221 159V158H220ZM219 159V160H220ZM20 162V160L21 159H16V162H14V163H16L17 164V162L18 161ZM134 160H136V159H133V161ZM168 160V159H167ZM188 160V159H187ZM186 160V161H187ZM191 160H192V158H191ZM87 161V160H86ZM86 161H85V163H86ZM130 161V160H129ZM190 161V160H189ZM209 161V160H208ZM212 161H216L215 159H213ZM212 161H210V162H208V163H211ZM18 162V163H19ZM96 162V161H95ZM97 162H99V161H97ZM151 162V163H150ZM188 162V161H187ZM198 162H199V160H198ZM244 162V161H243ZM109 163V162H108ZM116 163L117 164H120V163H118V161H116ZM129 163V162H128ZM237 163V162H236ZM245 163V162H244ZM244 163H242V165L244 164ZM131 164H133V162H131ZM148 163H147V165H149ZM187 164V163H186ZM203 164V163H202ZM206 164V163H205ZM205 164H203V165H205ZM216 164V163H215ZM239 164H241V163H239ZM12 165V164H11ZM19 164H17V166H18ZM84 165H86V164H84ZM181 166V164L180 163H176V164H174V169H175V171L173 172V173H171L172 174V176H173V180H172V182L170 183V186H168V187H170V190L172 191V193L176 190V188L180 185L179 184V182H178V180L181 178V173H182V171L184 172V170L185 169H183V166H184V163H183V166ZM207 165V164H206ZM238 165V164H237ZM242 165L238 168V170L236 171V174H234L235 175V183H234V186L235 185H242L243 186V184H245V176L247 175V172H246V170H244L243 168H242ZM133 166V165H132ZM188 166V165H187ZM187 166H186V168H187ZM208 166V165H207ZM207 166H204L205 168L207 167ZM14 167V169H15V167H16V165H14L13 166ZM117 167V166H116ZM115 167V168H116ZM170 167V166H169ZM204 167H202L203 169L202 170H204V172H205V168ZM221 167V166H220ZM219 167V168H220ZM17 168H19V167H17ZM15 169V172H17V170L18 169ZM51 168V167H50ZM53 169H54V167H52ZM80 168H82V167H80ZM109 168L110 167H108L107 169V171H109ZM111 168H113L114 169V167H111ZM136 168V167H135ZM134 167H133V169H135ZM160 169L162 168V167H159ZM12 169V168H11ZM78 169V168H77ZM106 169V168H105ZM117 169H118V167H117ZM120 169V168H119ZM157 169V170H156ZM159 169V170H160ZM188 169V168H187ZM221 169V170H222ZM62 170V169H61ZM99 170V169H98ZM220 170V169H219ZM106 171V172H107ZM133 171V170H132ZM186 171H188V170H186ZM185 171V172H186ZM3 172V171H2ZM11 172V171H10ZM12 172H14V171H12ZM11 172V173H12ZM54 172L55 173H57L56 172V170H54ZM92 172V171H91ZM90 172V173H91ZM105 172V173H106ZM134 172V171H133ZM132 172V173H133ZM154 172H155V174H154ZM160 172V171H159ZM219 172H221V171H219ZM9 173V172H8ZM72 173H73V170H72ZM124 173V172H123ZM124 173V175L126 176V174ZM131 173V172H130ZM129 173V174H130ZM146 173V172H145ZM170 173V172H169ZM203 173V172H202ZM223 172H221V174H222ZM6 175H7V173H5ZM58 175H59V173H57ZM147 174V173H146ZM185 173H183V175H184ZM200 174H201V172H200ZM220 174V175H221ZM3 175V174H2ZM58 175H56V176H58ZM88 175H90V174H88ZM157 175H158V173H157ZM199 175V174H198ZM202 175V174H201ZM200 175V176H201ZM253 175H256V176H258L259 175V169H256L254 172H253ZM56 176H55V178H56ZM124 176V179L126 178ZM130 176H131V174H130ZM2 177V176H1ZM0 177V178H1ZM106 177H107V175H106ZM157 177V176H156ZM199 177V176H198ZM127 178H128V174H127ZM126 178V179H127ZM201 178H203L204 180L202 181L203 183H201L202 184V186H201V184H200V187H202V188H204V189H207V187H208V182L209 181H211V179L208 181V179H207V181H206V178H207V176H206V172L205 173H203V176H201ZM200 178V179H201ZM211 178V177H210ZM129 179V178H128ZM127 179V180H128ZM183 179V178H182ZM123 180V179H122ZM58 181V180H57ZM192 181V180H191ZM9 182V181H8ZM13 182V181H12ZM25 182V181H24ZM69 182V181H68ZM146 182H145V187H146ZM201 182V181H200ZM156 183V182H155ZM57 184V183H56ZM210 184V183H209ZM71 185V184H70ZM142 185H144V183L142 182ZM141 185V186H142ZM32 186V185H31ZM37 186V185H36ZM39 186V185H38ZM37 186V187H38ZM241 186V187H242ZM39 187H41V186H39ZM56 185H55V189H56ZM143 187V186H142ZM184 187H186V186H184ZM198 187V186H197ZM200 187H199V189H200ZM233 187V186H232ZM240 187V186H239ZM235 188H237L236 186L234 187V190H235ZM30 189V188H29ZM29 189H28V191H29ZM42 189H43V186H42ZM71 189V188H70ZM144 189V188H143ZM146 189V188H145ZM203 189V190H204ZM27 190V189H26ZM25 190V192L27 193V191ZM147 190V191H148ZM46 191V190H45ZM58 191V190H57ZM89 191V190H88ZM91 191V192H90ZM89 192V197H88V199L90 198V200H91V207H90V209H89V211H90V213L88 214V219L87 220H83L82 219V223H83V229H82V231L84 232L83 233V235L82 236H84V234H89V235H91V234H95V235H98L99 237H101V239H107V238H103V234H102V232H103V230L102 229H100V231H97L96 229H97V227H99L100 228V226H98L99 225V223H95L96 222V220H94V217H93V215H94V213L96 212V211H98V210H100V207H101V203H103L102 202V197L104 196V195H102V196H100V194H102L101 192L102 191H100L99 193L97 192V194H96V192L94 193V191L92 192V190H90ZM197 191V190H196ZM199 191V190H198ZM236 191V190H235ZM145 192V191H144ZM143 192V193H144ZM158 192V191H157ZM236 192H238V191H236ZM258 192H259V184L257 183V185H256V188H255V190H251L250 189V194L251 195H253L252 196V198L251 199H253V197L255 198V200H256V198H258ZM45 193V192H44ZM112 192H110V194H111ZM164 193V192H163ZM168 193V192H167ZM190 192H188V189L187 188H184V192H183V196H182V194H181V196H182V198L181 197H178V199L180 198V199H184L186 202H188L189 204H192L191 205V208H190V210L192 211V212H194V214L196 215V218L194 217V219H195V222H197V226H200L203 222H205V221H207V220H209V218H210V215L212 214V210H211V208L207 205V204H205L202 200H200L199 198H194V199H192L191 197V199L189 198V196L192 194V193H190ZM195 193V192H194ZM197 193V192H196ZM219 193V192H218ZM231 193V192H230ZM7 194V193H6ZM142 194V193H141ZM152 195L150 196V202H152V204L154 203L155 205L154 206H156V207H158L161 211H162V213L164 214L163 216H164V218L167 220V222H169V221H172L173 220V216H174V214H176L175 213V208H173L172 207V204L170 203V201H169V199H168V197H158L154 192H152L151 193ZM210 194V193H209ZM232 194H235V193H233L232 192ZM70 195V194H69ZM77 195V194H76ZM87 195V194H86ZM222 195V194H221ZM224 195V194H223ZM227 195V194H226ZM236 195V194H235ZM31 196V195H30ZM43 196V195H42ZM59 196V195H58ZM122 196V195H121ZM120 196V197H121ZM124 196H126V195H124ZM233 196V195H232ZM11 197V196H10ZM33 198H31V199H36V200H34V203H35V207L33 208V210H31V212L29 213V215L31 216V219H33L34 220V218L36 217V215H38V217L40 218V220L43 222V230H46L45 232L47 233V236H51V237H54V235H55V233H56V229H57V220L56 219H54L55 218V216L57 215V213H56V215L54 216V218H52V217H50L47 213H46V211L45 210H41L40 209V203L38 202V199H40L39 197H41L40 196V194L38 195V197L36 196H32ZM107 197V196H106ZM194 197H196V196H194ZM225 197V196H224ZM26 198H27V196H26ZM38 198V199H37ZM114 198H116V197H114ZM113 198V199H114ZM170 198V197H169ZM227 198V197H226ZM230 198H232L231 197V195H230ZM230 198H227L226 200H225V203H224V205H223V212L231 219V221H230V219H229V225H231V224H233L234 225V222H236V220H238L237 218H238V214H239V211H237V209H238V206H235L232 202H231V200H230ZM133 199V198H132ZM179 199V200H180ZM233 199V198H232ZM248 199L250 200V198L248 197ZM1 200H2V198H1ZM0 200V201H1ZM30 200V199H29ZM123 200H124V198H123ZM183 200V201H184ZM254 199L253 200H251L252 202L253 201H255ZM83 201V200H82ZM141 201V200H140ZM181 201V200H180ZM182 201V202H183ZM184 201V202H185ZM223 201V200H222ZM258 201V200H257ZM256 201V202H257ZM13 202V201H12ZM50 202H52V201H50ZM65 202V201H64ZM68 203H70L69 201H67ZM110 202V201H109ZM121 202V201H120ZM138 202V201H137ZM249 202V201H248ZM3 203H5V202H3ZM53 203V202H52ZM51 203V204H52ZM66 203V202H65ZM67 203V204H68ZM253 203H255V202H253ZM1 202H0V233H3V231L4 230H6V229H8L10 226H11V223H12V218H16V216L17 215H15V216H13L12 215V213H13V210L15 209V205H11L10 204V206H11V211H8V212H10L9 214H6V217L5 218H3L2 217V213L4 212V209H5V207H4V204H2V206H1ZM50 203H49V205H51ZM63 204V203H62ZM152 204H150V205H152ZM8 205V204H7ZM132 206H133V203L131 204ZM142 205V204H141ZM144 205V204H143ZM142 205V206H143ZM15 206V207H14ZM28 206V205H27ZM42 206V205H41ZM131 206V207H132ZM149 206V205H148ZM213 206V205H212ZM211 206V207H212ZM32 207V206H31ZM58 207V206H57ZM145 207V206H144ZM30 208V207H29ZM45 208H47V207H45ZM44 208V209H45ZM59 208V207H58ZM213 208V207H212ZM10 209V208H9ZM70 209V208H69ZM112 209V208H111ZM111 209H109L108 211H109V213H108V211H107V213L110 215V216H115V215H117L116 214V211H114V210H111ZM125 209V208H124ZM129 209V208H128ZM144 209V208H143ZM8 210V209H7ZM56 210H58V209H56ZM55 210V211H56ZM242 210V209H241ZM59 211V210H58ZM61 211V210H60ZM59 211V212H60ZM68 211H70V210H68ZM67 211V212H68ZM179 211V213H180V210H178ZM17 212V211H16ZM22 212V211H21ZM72 212V211H71ZM69 213V212H68ZM67 213V214H68ZM119 213H120V211H119ZM124 213V212H123ZM182 213V212H181ZM223 213V214H224ZM19 214V213H18ZM22 214V213H21ZM26 214V213H25ZM69 214H71V213H69ZM68 214V215H69ZM105 214V213H104ZM104 214H102V215H104ZM121 214V213H120ZM161 214V213H160ZM193 214V215H194ZM82 215V214H81ZM178 216L176 217L177 219L180 217L179 216V214H177ZM182 215H183V213H182ZM181 215V216H182ZM186 215V214H185ZM185 215H183V216H185ZM225 215V216H226ZM27 216V215H26ZM153 217H154V215H152ZM182 216V217H183ZM3 218V219H2ZM30 218V217H29ZM66 218H67V216H66ZM65 218V220H67ZM70 218H72L71 217V215H70ZM69 218V216H68V220L70 219ZM96 218V217H95ZM155 218V217H154ZM158 218V217H157ZM220 218V217H219ZM177 219H174V222H176V220ZM179 220V219H178ZM32 221V220H31ZM61 221V220H60ZM70 221V220H69ZM27 222H30V221H27ZM39 222V221H38ZM98 222H100V217H99V221ZM109 222V221H108ZM165 222V221H164ZM178 222V221H177ZM35 222L33 221L31 224H34ZM104 223H106V222H104ZM252 224H254V222H251ZM16 224V223H15ZM37 224V223H36ZM151 224H153V222L151 223ZM171 224V223H170ZM173 224V223H172ZM171 224V225H172ZM29 226H30V224H28ZM66 225V224H65ZM117 225H118V223H117ZM131 225V224H130ZM169 225V224H168ZM171 225H169L170 227H171ZM174 225V224H173ZM176 225H178V224H176ZM228 225V226H229ZM64 226V225H63ZM146 226V225H145ZM227 226V227H228ZM236 226V227H235ZM233 228L231 227V232L230 233H232L233 232V234L235 235V237H237V238H240L239 240H241L242 238H241V236L243 235V229L244 228H240L239 226H237V225H235ZM34 227H35V225H34ZM39 227V226H38ZM41 228H42V226H40ZM130 227V226H129ZM155 227V223L153 224V227L152 228H150L149 230H148V232H150V233H155L156 232V230L157 231H161L160 230V228L159 229H155L154 228ZM164 227H167V226H164ZM173 227V226H172ZM254 227V226H253ZM260 227V226H259ZM40 228V229H41ZM63 228H65V226L63 227ZM125 228H127V227H125ZM196 228H198V227H196ZM252 228V227H251ZM256 228V227H255ZM16 229V228H15ZM30 229H31V227H30ZM131 231L133 232V233H137V232H139V223H138V220L137 219H133V224H132V226H131ZM62 230V229H61ZM253 230V229H252ZM16 231H17V229H16ZM30 231V230H29ZM28 231V232H29ZM63 231V230H62ZM78 231V230H77ZM82 231H81V233H82ZM196 231V230H195ZM228 231V230H227ZM187 233L188 232H185V234L184 235H187ZM252 233V232H251ZM21 234V233H20ZM19 234V235H20ZM36 234V233H35ZM140 234V233H139ZM249 234V233H248ZM258 234V233H257ZM183 235V236H184ZM227 235V234H226ZM250 235V234H249ZM248 235V236H249ZM253 235V234H252ZM79 236H80V234H79ZM93 236V235H92ZM105 236V235H104ZM181 236V235H180ZM248 236H244V237H248ZM71 237V236H70ZM182 237V236H181ZM65 238V237H64ZM72 238V237H71ZM223 238V237H222ZM236 238V239H237ZM249 238V237H248ZM257 238H258V236H257ZM69 239V238H68ZM185 240V239H184ZM226 240V239H225ZM243 240V239H242ZM79 241V240H78ZM107 241V240H106ZM105 242V241H104ZM197 242V241H196ZM41 243V242H40ZM107 243V242H106ZM260 243H261V240L259 241V242H257L256 244H258V246L257 247H260ZM50 244H49V242L47 241V239H46V242H45V244H44V246H49ZM51 245H52V242H51ZM106 245V244H105ZM217 245V244H216ZM220 245V244H219ZM255 245V244H254ZM177 248H179V247H177ZM259 249V248H258ZM258 252V251H257ZM258 254V253H257ZM138 258V257H137ZM169 258V257H168ZM173 259V258H172ZM176 259V258H175Z\"/></svg>", "mask_w": 264, "mask_h": 264}, {"label": "snow or ice", "instance_id": "obj_3", "mask_svg": "<svg viewBox=\"0 0 264 264\" xmlns=\"http://www.w3.org/2000/svg\"><path fill=\"white\" fill-rule=\"evenodd\" d=\"M82 7L87 8L88 5L69 4L61 2V0H37L35 4H32L30 0H6L5 3L0 4V44H6L10 35L20 32L22 29L27 30L24 33L25 35H35L37 41L47 39L50 35L56 34L51 23L53 18L65 17L71 19L72 14H75ZM100 7L109 6L101 5ZM199 7L198 5L197 8ZM215 7L217 9L221 7L225 9V12L220 15L226 17V22L239 21L250 33L259 34L261 56L264 59V0H232L227 5H215ZM254 13L259 14L254 15ZM64 27L75 31V21L72 24L65 23L62 25L61 32ZM79 27L80 31L83 32L87 28V23L82 22ZM76 38L85 42L87 40L85 35H78ZM16 51L19 52L21 49L17 48ZM259 67L264 69V63H261ZM81 94L83 95V93ZM244 115L247 117V114ZM239 123V127L235 121L232 123L227 129L225 139L236 141L239 145L237 151L233 152V157L240 155L245 162L242 165V168L247 172L244 190H255L257 183L259 184L260 207L258 210L262 213L260 220L264 224V101L261 102L259 128L254 122H249L247 118ZM241 130L243 132L242 137ZM13 131L14 129L11 126L6 130L5 135L9 139L0 145L4 149L14 147L17 137L12 135ZM192 132L193 134H198L196 129H192ZM238 137L240 138L237 139ZM254 144L258 145V147H253ZM50 146L51 141L48 137L36 138L31 142L28 148L25 149L26 155L18 158L23 161L25 167L18 171L16 175L19 176L24 172L38 175L41 173L47 174L49 169L43 167L42 164L54 158ZM12 163L9 161L0 166L7 171ZM256 169H259L258 176L253 175ZM158 219L163 218L158 217ZM260 237L258 259H254L256 256L254 240L232 238L221 245L218 250H213L209 258L181 261L175 258L169 260L158 259L156 258L158 253L138 245L136 240L128 241L127 236H125L124 239L127 241L129 249L143 248L144 258L137 259L139 253L132 252L131 259L119 260L109 256V252L115 250L112 247V241L109 240L108 245L105 246V242L95 235H93V239L88 241L87 245L83 244L82 241L80 244L73 243L68 245L67 241H65L63 250L56 244H52V247L57 250L51 251L50 248L44 245H40L37 248L36 244L33 243L30 246L26 238H17V234L12 232L9 227L3 233H0V264H264V227L261 228ZM46 239L49 244H51L53 239L60 241L59 236H47ZM185 244L186 241H181L177 247L183 248ZM90 247L95 254L94 257L86 254L82 256V253H86ZM41 248L43 251H41ZM193 253L195 255V250H193ZM33 256L36 258L32 259L31 257Z\"/></svg>", "mask_w": 264, "mask_h": 264}]
</instances>
